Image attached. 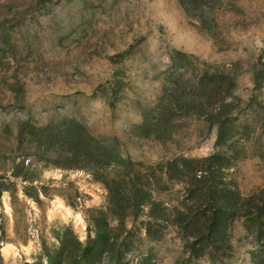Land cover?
I'll return each instance as SVG.
<instances>
[{
  "label": "rangeland",
  "instance_id": "rangeland-1",
  "mask_svg": "<svg viewBox=\"0 0 264 264\" xmlns=\"http://www.w3.org/2000/svg\"><path fill=\"white\" fill-rule=\"evenodd\" d=\"M94 243L260 264L264 0H0V264Z\"/></svg>",
  "mask_w": 264,
  "mask_h": 264
},
{
  "label": "trees",
  "instance_id": "trees-1",
  "mask_svg": "<svg viewBox=\"0 0 264 264\" xmlns=\"http://www.w3.org/2000/svg\"><path fill=\"white\" fill-rule=\"evenodd\" d=\"M221 212H222L221 210L220 211L217 210L213 215V217L210 218V224L212 228L219 223ZM101 248L102 247H100L99 243L89 244L85 250L80 251V253H83V256L81 257V262L85 264H91V262H93L94 258L97 256V254H99ZM104 251H106V249H104ZM258 260L260 264H264V246L259 252Z\"/></svg>",
  "mask_w": 264,
  "mask_h": 264
}]
</instances>
